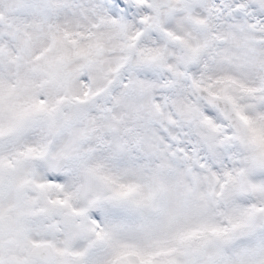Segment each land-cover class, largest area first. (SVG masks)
<instances>
[{
	"label": "snow or ice",
	"instance_id": "snow-or-ice-1",
	"mask_svg": "<svg viewBox=\"0 0 264 264\" xmlns=\"http://www.w3.org/2000/svg\"><path fill=\"white\" fill-rule=\"evenodd\" d=\"M0 264H264V0H0Z\"/></svg>",
	"mask_w": 264,
	"mask_h": 264
}]
</instances>
